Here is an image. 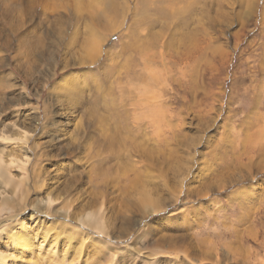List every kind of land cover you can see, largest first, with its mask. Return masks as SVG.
Returning <instances> with one entry per match:
<instances>
[{
	"label": "bare ground",
	"instance_id": "bare-ground-1",
	"mask_svg": "<svg viewBox=\"0 0 264 264\" xmlns=\"http://www.w3.org/2000/svg\"><path fill=\"white\" fill-rule=\"evenodd\" d=\"M130 1L0 0V264L232 263L238 245L225 246L222 262L198 231L202 208L231 189L228 200L251 219L262 197L252 182L264 172V130L234 138L229 124L218 141V109L209 122L193 116L199 135H187L188 118L168 109L169 75L153 65L167 62L159 39L188 56L182 48L200 49L205 22L234 35L256 22L259 0H154L176 19L169 36L145 29L115 52L111 37L128 30ZM135 52L145 71L122 86ZM190 90L196 104L195 77ZM236 139L233 158L250 161L225 166ZM253 141L260 152L249 155ZM252 255L237 263L252 264Z\"/></svg>",
	"mask_w": 264,
	"mask_h": 264
},
{
	"label": "rangeland",
	"instance_id": "rangeland-1",
	"mask_svg": "<svg viewBox=\"0 0 264 264\" xmlns=\"http://www.w3.org/2000/svg\"><path fill=\"white\" fill-rule=\"evenodd\" d=\"M118 1L123 4L126 0ZM153 1H130V4L133 2L131 5L129 4L132 10L127 15L124 28L126 30L127 26L128 30L124 31L120 36L114 35L111 37L112 45H114V42L116 43L115 52L122 49V44L127 40L132 42L131 34L134 35L135 39H139L137 37L141 36L142 31L145 29L151 28L155 32L167 28L168 31L165 30L164 32H166L167 37L169 36L168 34L172 31L170 26L172 27L176 19L174 20L171 17L170 12L156 9L152 5ZM258 5L259 10L256 22L244 29L237 28V24H235L236 26L234 25L231 29L235 30L237 28L234 31V35H231V31L227 35H222L221 32L215 30V26L214 29L211 28V24L214 25L212 21L205 22L199 30L200 49L195 51L193 44L182 48V51H185L188 56L181 52L176 53L173 49L167 52V50L160 48L162 39L158 40L157 51L161 50L160 53H164L165 57L163 58L167 59V62L164 65L161 58L158 57L161 61H154L153 68L161 76L165 73L169 75V78L167 77V89L170 100L168 109L173 116L176 115L174 117L176 121L179 118H188V127L185 131L187 135H199V123H190V119L193 116L209 122L218 109L222 110L219 113L222 125L217 130L216 139L218 141L223 138V135L225 136L226 131L224 128L229 124L233 128L232 135L234 138L246 127L249 128V131H252V136H254L253 134L259 136L260 131L264 130V24L261 23L264 0H259ZM219 7L221 10L226 8V6ZM194 27H197L196 24ZM235 33L237 34L235 35ZM163 40L165 41V39ZM214 47L225 48L230 53L223 56L221 53H215ZM142 55L143 52H135L131 58L126 59L122 86L127 85L131 79V82H134L133 84L138 83L136 77L133 76L142 75L145 71L143 70L145 69V64ZM135 65L137 66L134 67ZM128 71L130 74H128ZM192 77H195V84L198 89L196 104L194 103L193 93L190 90ZM157 83L156 85L158 86L161 81ZM254 110L256 112H253ZM258 143L253 141L249 145L250 151L253 150L248 152L249 155H252L253 152L255 154L260 152ZM237 144L241 143L236 139L232 152L226 154L225 166L228 163L237 168L241 163L250 161L246 155L233 158V153L238 147ZM221 167L225 168L224 165ZM254 182L257 186L256 191L262 193V197L255 210L252 211L251 219L243 221L238 203L228 200L231 189L218 193L215 196L217 199L216 203L210 208H202V214L205 217L198 231L203 237L214 241L216 256L223 258L222 262H226L227 259H225V246L233 243L235 246L238 245V248L234 249V256H228L230 257L229 262L242 264L237 263L238 259H242L244 253L252 249L253 255L250 258L252 264H264V248L262 247L264 244V172L257 174L252 183ZM247 183H250V181ZM229 227L240 230L238 238L232 234ZM239 238L240 241L238 240ZM246 243L248 244L246 245ZM182 264L187 263L183 262Z\"/></svg>",
	"mask_w": 264,
	"mask_h": 264
}]
</instances>
